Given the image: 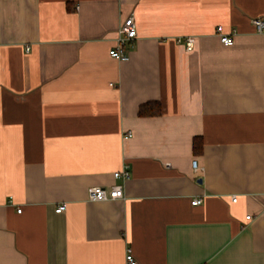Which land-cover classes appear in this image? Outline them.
<instances>
[{"label": "crops", "instance_id": "crops-1", "mask_svg": "<svg viewBox=\"0 0 264 264\" xmlns=\"http://www.w3.org/2000/svg\"><path fill=\"white\" fill-rule=\"evenodd\" d=\"M258 18L264 0H0V264H264Z\"/></svg>", "mask_w": 264, "mask_h": 264}, {"label": "built area", "instance_id": "built-area-1", "mask_svg": "<svg viewBox=\"0 0 264 264\" xmlns=\"http://www.w3.org/2000/svg\"><path fill=\"white\" fill-rule=\"evenodd\" d=\"M252 27L255 29L256 33L264 36V20L254 19L251 22ZM117 37L114 43L113 48L108 52V55L113 60L124 61L127 59V51L132 48V45L137 37V32L135 28V19L130 15L126 20H124L117 29ZM216 35L218 37V41L225 47H230L233 45L232 34L228 35L224 32L221 26L216 27ZM181 43V40L177 41ZM183 45L185 46L186 51H191L193 49L192 39L187 37L184 40ZM191 168L193 173H198L201 171V168L198 166V161L193 159L191 162ZM114 179L118 180L122 178L123 180H129L130 174L128 168L124 167L119 172H116L112 175ZM87 199L89 202H106V201H118L123 198V191L119 186H112L109 188H101V187H91L87 190ZM236 196L231 197V202L235 203ZM191 206H198L201 204L200 198H194L190 202ZM65 209V204L60 205L55 210L56 213H62ZM21 209L18 210L20 213ZM248 216L246 220H249ZM125 261L128 264H136L134 262L133 256L131 254L130 249L127 250L125 255Z\"/></svg>", "mask_w": 264, "mask_h": 264}, {"label": "trees", "instance_id": "trees-1", "mask_svg": "<svg viewBox=\"0 0 264 264\" xmlns=\"http://www.w3.org/2000/svg\"><path fill=\"white\" fill-rule=\"evenodd\" d=\"M153 107V108H152ZM160 106L158 103H147L143 105L138 110L139 117H146V116H157L159 115Z\"/></svg>", "mask_w": 264, "mask_h": 264}, {"label": "water", "instance_id": "water-1", "mask_svg": "<svg viewBox=\"0 0 264 264\" xmlns=\"http://www.w3.org/2000/svg\"><path fill=\"white\" fill-rule=\"evenodd\" d=\"M200 182V181H199Z\"/></svg>", "mask_w": 264, "mask_h": 264}]
</instances>
